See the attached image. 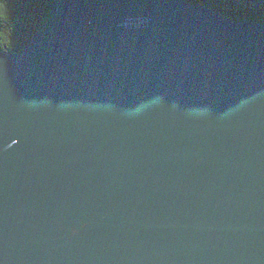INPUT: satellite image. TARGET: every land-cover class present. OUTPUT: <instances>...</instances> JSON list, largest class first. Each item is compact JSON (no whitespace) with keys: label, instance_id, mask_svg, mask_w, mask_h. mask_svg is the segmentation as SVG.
I'll list each match as a JSON object with an SVG mask.
<instances>
[{"label":"water","instance_id":"95a60500","mask_svg":"<svg viewBox=\"0 0 264 264\" xmlns=\"http://www.w3.org/2000/svg\"><path fill=\"white\" fill-rule=\"evenodd\" d=\"M0 264H264V26L51 0L0 51Z\"/></svg>","mask_w":264,"mask_h":264},{"label":"trees","instance_id":"16d2710c","mask_svg":"<svg viewBox=\"0 0 264 264\" xmlns=\"http://www.w3.org/2000/svg\"><path fill=\"white\" fill-rule=\"evenodd\" d=\"M211 8L235 21L264 26V0H182ZM51 0H0V51L21 54L45 22Z\"/></svg>","mask_w":264,"mask_h":264}]
</instances>
